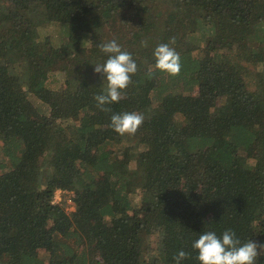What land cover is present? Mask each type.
<instances>
[{"label":"trees","instance_id":"1","mask_svg":"<svg viewBox=\"0 0 264 264\" xmlns=\"http://www.w3.org/2000/svg\"><path fill=\"white\" fill-rule=\"evenodd\" d=\"M111 40L138 71L105 112ZM229 229L264 244V0H0V264H200Z\"/></svg>","mask_w":264,"mask_h":264},{"label":"clouds","instance_id":"2","mask_svg":"<svg viewBox=\"0 0 264 264\" xmlns=\"http://www.w3.org/2000/svg\"><path fill=\"white\" fill-rule=\"evenodd\" d=\"M174 43L175 39L172 38L170 43L159 44L154 49L155 69L170 76L179 75L181 70L180 56L170 46ZM98 47L108 55V59L103 64H95L94 71L97 74L102 73L107 83L102 94L96 95L94 99L101 111L110 112L111 109L105 106L118 103L122 99V93L132 83V76L138 71V66L132 54L122 50L115 40L102 43ZM153 75L150 67L148 76L151 78ZM144 119L138 112L113 114L110 127L120 136H134ZM192 248L198 252L196 258L200 264H256L258 255L264 254V244H257L252 240L242 243L230 229L223 232L222 238L213 231L203 232L193 242ZM187 255L181 250L174 257L176 264H181Z\"/></svg>","mask_w":264,"mask_h":264},{"label":"rangeland","instance_id":"3","mask_svg":"<svg viewBox=\"0 0 264 264\" xmlns=\"http://www.w3.org/2000/svg\"><path fill=\"white\" fill-rule=\"evenodd\" d=\"M47 29H49L50 31H52V30H55L56 27H53V26L49 25V26H47ZM70 195H71V193H69L67 191L58 190L56 192V195H55V201L61 202L64 199H67V201L69 203V206H67V208L68 209H72L73 208V204H72L71 200L69 199Z\"/></svg>","mask_w":264,"mask_h":264}]
</instances>
